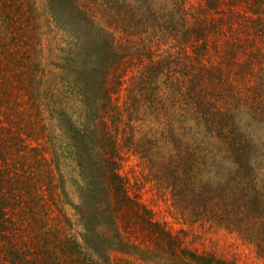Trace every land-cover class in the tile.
I'll use <instances>...</instances> for the list:
<instances>
[{"label":"rangeland","instance_id":"374dc122","mask_svg":"<svg viewBox=\"0 0 264 264\" xmlns=\"http://www.w3.org/2000/svg\"><path fill=\"white\" fill-rule=\"evenodd\" d=\"M205 1L145 0L146 28L141 27L132 34V39L123 38L120 31L113 29L118 53L112 72L121 77V86L113 99L119 108L118 167L129 182L130 195L139 213L121 211L118 214L119 228L128 246L126 250L110 251L109 264H187L182 257L168 252L166 246L150 238L143 212L151 222L174 234L179 247L198 252L212 250L236 264H264V258L257 256L253 245L236 233L209 227L196 218L199 214L194 210L181 214L173 202L169 182L158 178L169 171L165 164L181 169L183 163L178 164L180 159L176 158L182 153L176 147L180 141L188 144L185 145L188 157L194 154L201 158L203 151L208 154L215 151L216 157L228 158L225 156L231 152L228 142L222 144L214 134L204 133L207 132L205 125L197 121L207 109L212 115L215 110L230 108L228 111L234 113L232 121L236 130H240L242 140L249 138L258 151L251 157L255 174L250 172L247 177L242 164H236L238 171L229 182L235 188L248 180L264 193V0L258 13L250 9L255 0H219L208 12L204 11ZM0 6V140L14 136L16 144L36 146L43 154L37 162L28 153L27 163L21 162V168L15 172H23L35 192L49 199L51 193L55 199L53 214L63 213L68 217L66 230L81 240L80 214H76L68 200L69 197L75 203L79 201V190L70 184L69 178L76 175L75 161L72 164L60 155L63 187L51 186V181H47L51 167L56 168L53 175H58L56 164H52L57 155L53 154L52 146L65 142L56 125L62 110L60 102L66 100L67 90L59 57V50L65 51L61 49L63 33L57 29L46 0H0ZM175 7L181 10L174 13ZM182 13L187 18L188 29L206 18L203 23L208 28L195 44L176 32L182 39L175 43L174 36L166 30L170 17L178 24ZM88 14L96 22L101 19L98 10H88ZM128 39L131 43H127ZM234 41L241 43V47L229 49V43ZM204 43L205 46H200ZM165 58L168 60H164L157 80L163 88L158 98L151 101L143 95V81L149 80L151 70L145 67ZM201 82L207 83L208 93L196 94ZM215 83L218 86L213 87ZM166 84L170 85L166 87ZM210 93L214 95L209 97ZM72 101L69 103L74 106ZM253 113L263 120L256 119ZM199 127L204 132L196 133ZM197 140L202 145L194 149ZM198 164L201 167L200 161ZM227 166L231 167V163ZM94 211L98 217L107 213L97 204ZM138 214H142L139 219Z\"/></svg>","mask_w":264,"mask_h":264},{"label":"trees","instance_id":"16d2710c","mask_svg":"<svg viewBox=\"0 0 264 264\" xmlns=\"http://www.w3.org/2000/svg\"><path fill=\"white\" fill-rule=\"evenodd\" d=\"M46 1L57 29L63 33L61 49L65 51L59 50V57L63 65L61 75L67 82L66 100L60 102L62 110L56 123L65 142L52 146L53 154H57L52 164H56L58 175H53L56 168L51 167L47 181H51V186L63 187L60 155L72 164L75 161L76 175L69 178L70 184L79 190V201L75 203L69 197L68 200L76 214H80L83 231H80L81 240L74 232H68L65 225L70 219L63 213L53 214L55 199L51 193L49 199L41 192H35L23 172H15L21 168V162L27 163L28 153L35 161L40 160L43 154L37 151L38 148L16 144L14 136L8 140L3 137L0 140V264H109L110 251L126 250L128 246L119 228L118 214L121 211L139 213L130 195L129 182L118 167L120 148L116 131L119 108L113 99L121 86V77L112 72L118 53L113 29L120 31L123 38L132 39V34L141 27L146 28L148 18L143 15L145 0L137 3L132 0H82L81 4V0ZM217 2L219 4V0H206L204 11L217 6ZM261 2L255 0L254 7L250 5V9L258 13ZM88 10L100 11V21L97 19L96 22ZM180 10L181 7H175L174 13ZM171 18L166 30L174 36L175 43L182 39L176 33H181L195 44L202 31L208 28V24L203 23L206 18L189 29L183 13L178 24ZM129 39L127 43H131ZM240 44L230 42L229 49L235 50L241 47ZM200 46H205V43ZM164 60L168 59L156 60L153 65L145 67L151 70L149 80L143 81V95L151 101L158 98L163 88L157 80ZM138 85L140 87L142 83ZM206 86V82L198 83L196 94L208 93ZM216 86L215 83L213 87ZM210 94L209 97L214 95ZM69 100H73L74 106ZM228 110L230 108L221 112L215 110L212 115L208 114L209 109L205 110L197 122H202L207 132L201 127L196 131L212 133L222 144L228 142L231 149L230 156L225 154L228 158L216 157L215 151L211 154L203 151L201 158L194 154L188 157V144L185 146L176 138L180 141L176 147L182 152L176 156L180 159L177 163L183 165L178 169L173 164H165L169 171L158 175V178L169 182L174 194L173 202L181 214L194 210L199 214L196 218L203 220L204 224L236 233L253 245L258 257L264 258V193L255 189L248 180L235 188L229 182L236 176L238 164H242L247 177L250 172L255 174L251 157L258 150L249 138L242 140L240 130H236L232 121L234 113ZM253 114L256 119L263 120ZM126 140L128 142L130 138ZM201 145L202 141L197 140L194 149ZM173 151L176 152V148ZM208 156L211 157L206 160ZM229 162L231 167L227 166ZM63 193L67 196L65 190ZM96 204L98 208L102 205L107 213L98 217L94 211ZM144 213L143 221L148 224L150 238L160 246H166L168 252L182 257L187 264H236L212 250L198 252L179 247L174 234L151 222ZM141 215L136 216L139 219Z\"/></svg>","mask_w":264,"mask_h":264}]
</instances>
